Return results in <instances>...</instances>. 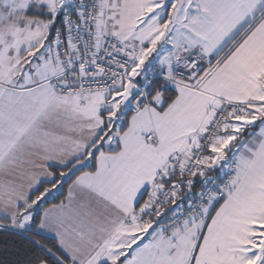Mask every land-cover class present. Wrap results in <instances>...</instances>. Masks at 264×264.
Wrapping results in <instances>:
<instances>
[{"label": "snow or ice", "instance_id": "1", "mask_svg": "<svg viewBox=\"0 0 264 264\" xmlns=\"http://www.w3.org/2000/svg\"><path fill=\"white\" fill-rule=\"evenodd\" d=\"M0 264H264V0H0Z\"/></svg>", "mask_w": 264, "mask_h": 264}]
</instances>
